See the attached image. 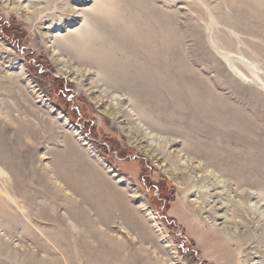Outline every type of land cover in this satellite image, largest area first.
Segmentation results:
<instances>
[{
    "label": "rangeland",
    "instance_id": "rangeland-1",
    "mask_svg": "<svg viewBox=\"0 0 264 264\" xmlns=\"http://www.w3.org/2000/svg\"><path fill=\"white\" fill-rule=\"evenodd\" d=\"M138 2L0 0V264H264V0Z\"/></svg>",
    "mask_w": 264,
    "mask_h": 264
},
{
    "label": "bare ground",
    "instance_id": "bare-ground-1",
    "mask_svg": "<svg viewBox=\"0 0 264 264\" xmlns=\"http://www.w3.org/2000/svg\"><path fill=\"white\" fill-rule=\"evenodd\" d=\"M83 2H92L93 0H82ZM139 1V0H137ZM136 2V1H135ZM141 2V3H140ZM140 2H138V4L140 6H150V4L147 2V0H140ZM148 4V5H147ZM137 5V4H136ZM148 6L149 9H151V11H149L151 13V16L148 18H142L143 21H141V18H138L137 16H134L131 20H130V25L128 28L125 27H120V26H102L99 30L102 33V35H104V39L107 43H109V45L112 44V46L114 45H123L124 47H126L127 49H132L134 53H130L131 56L135 57V52L138 47L144 48L146 50H150V52L148 51V53H150L151 58H147L146 60L148 62H146L145 64H137L134 63L132 66H135L136 69L145 71V72H152V73H156L157 71L160 72V74L163 73L164 74H169V70L172 69L173 67V63L174 59H172L170 57L165 59L164 56L169 57V50L170 47L173 45V42H175L174 40V31L172 30V25L170 23V20H166L163 16H161L158 12H156L154 10V8H151ZM147 8V9H148ZM148 9V10H149ZM140 11V10H139ZM95 13V12H94ZM89 15L93 16V12L90 13ZM143 17V16H142ZM120 19V18H119ZM122 19V18H121ZM83 31V32H82ZM80 32H74L73 34H70L67 39L69 41H74V40H81L84 38L89 37V35L91 33H93L94 31L92 30H88V29H84ZM134 41L136 40V44H130V41ZM64 43V42H63ZM159 43V51L156 50V44ZM153 45H155V47H153ZM129 50V51H130ZM152 51L155 52L154 54H152ZM177 60V59H176ZM178 61V60H177ZM174 70V69H173ZM172 70V71H173ZM162 73V74H163ZM176 73V72H175ZM178 74V73H177ZM175 76H177L175 74ZM179 78V76H178ZM158 79V78H157ZM153 81V80H152ZM151 81V83H153ZM185 83V82H184ZM195 81L192 80L190 82L185 83L184 88L187 90L188 88H192L194 86ZM181 84V82H180ZM161 86V85H160ZM183 89V90H185ZM188 93V92H187ZM185 94V93H183ZM189 94V93H188ZM186 99H188L187 95ZM197 96V95H196ZM191 100V99H190ZM189 102V101H188ZM190 103V102H189ZM189 103H187V106L189 105ZM193 107V106H192ZM215 113V112H214ZM231 114V113H230ZM240 119V117H239ZM230 121V120H229ZM221 122V121H220ZM235 123V122H234ZM184 124V123H183ZM231 125V124H230ZM245 126V125H244ZM236 127V126H235ZM253 132V131H252ZM194 171V170H193ZM212 176V175H211ZM223 186V185H222ZM197 192V191H196ZM213 195V194H212ZM211 196V195H210ZM258 197V196H257ZM245 198V197H244ZM247 198V197H246ZM262 202L264 201V196L260 195L259 197ZM247 201V200H246ZM245 201V202H246ZM260 201V202H261ZM235 202V201H234ZM259 202V203H260ZM262 204V203H261ZM238 205V204H237ZM236 206V205H235ZM245 206V205H244ZM252 206V205H251ZM257 206V205H256ZM238 208V207H237ZM245 208V207H244ZM253 208V207H251ZM257 208V207H256ZM258 210V208H257ZM264 210V208H263ZM230 211V210H228ZM227 211V212H228ZM242 211V210H241ZM254 211V209H253ZM231 213V212H230ZM244 213V212H243ZM246 213V212H245ZM248 213V212H247ZM246 213V215H247ZM257 213V212H256ZM262 213V212H261ZM263 214V213H262ZM261 214V215H262ZM239 216V215H238ZM226 217V216H225ZM256 217V216H255ZM260 217V216H259ZM263 217V216H261ZM260 217V218H261ZM235 218V217H234ZM240 218V217H239ZM243 218V217H242ZM241 218V219H242ZM248 218V217H247ZM246 218V220H247ZM250 219V217H249ZM243 220V219H242ZM245 220V219H244ZM251 220V219H250ZM243 222V221H242ZM246 222V221H245ZM244 223V222H243ZM249 223V222H248ZM247 223V225H248ZM251 223V221H250ZM255 224V222H254ZM260 224V223H259ZM258 224V225H259ZM253 225V224H252ZM263 226V225H261ZM254 227V226H252ZM264 227V226H263ZM247 228V227H246ZM256 228V227H255ZM254 228V229H255ZM229 229V228H228ZM227 229V230H228ZM231 230V229H230ZM253 230V229H252ZM229 232V231H226ZM244 233V232H242ZM247 234V232L245 233V235ZM233 235V234H231ZM235 235V234H234ZM252 235V234H251ZM258 235V234H257ZM238 236V235H237ZM249 236V235H248ZM242 237V236H240ZM251 237V236H250ZM257 237V236H256ZM255 237V238H256ZM236 239V238H235ZM252 239V238H251ZM250 239V240H251ZM254 239V238H253ZM259 239V238H258ZM245 241V239H243ZM257 240V239H256ZM255 240V241H256ZM247 241V240H246ZM247 245V244H246ZM244 247V246H243ZM247 247V246H246ZM245 248V247H244Z\"/></svg>",
    "mask_w": 264,
    "mask_h": 264
}]
</instances>
